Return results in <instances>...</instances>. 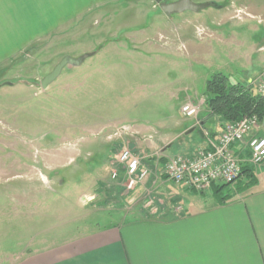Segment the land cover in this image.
I'll use <instances>...</instances> for the list:
<instances>
[{"label": "rangeland", "instance_id": "1", "mask_svg": "<svg viewBox=\"0 0 264 264\" xmlns=\"http://www.w3.org/2000/svg\"><path fill=\"white\" fill-rule=\"evenodd\" d=\"M174 1L110 2L0 67V264L135 219L146 203L111 179L115 157L162 159L172 137L159 126L195 97L201 116L215 73L263 76L264 0H193L222 8L167 16L160 3ZM66 56L86 59L43 89Z\"/></svg>", "mask_w": 264, "mask_h": 264}, {"label": "crops", "instance_id": "2", "mask_svg": "<svg viewBox=\"0 0 264 264\" xmlns=\"http://www.w3.org/2000/svg\"><path fill=\"white\" fill-rule=\"evenodd\" d=\"M113 1L0 0V67L74 19ZM260 62L264 68V57ZM193 99L197 102L191 98L181 103L180 114L187 102L200 104ZM225 125L216 116L208 117V110L197 119L173 116L162 122L161 136L172 138L161 150L162 159L144 163L151 175L135 194L147 208L141 207L135 219L49 243L19 264H264V164L255 166L258 184L246 192L231 185L233 197L225 203L219 199L224 189L218 193L212 187L202 194L162 175L169 159L192 158L209 149ZM252 136L264 137V131L259 126ZM243 153H237L242 161Z\"/></svg>", "mask_w": 264, "mask_h": 264}, {"label": "built area", "instance_id": "3", "mask_svg": "<svg viewBox=\"0 0 264 264\" xmlns=\"http://www.w3.org/2000/svg\"><path fill=\"white\" fill-rule=\"evenodd\" d=\"M249 84L256 88L259 95L264 96V74ZM181 113L187 118L197 119L199 107L190 102L181 108ZM259 124L257 116L227 123L209 149L200 151L192 158L176 156L169 159L162 175L198 193H207L216 184H235L241 178L243 162L254 167L264 164V138L252 136ZM241 149L250 154L244 158L246 153H243V161L237 155ZM109 171L111 179L121 183L128 192L136 191L151 175L150 168L142 164L139 156L126 148L115 157Z\"/></svg>", "mask_w": 264, "mask_h": 264}, {"label": "trees", "instance_id": "4", "mask_svg": "<svg viewBox=\"0 0 264 264\" xmlns=\"http://www.w3.org/2000/svg\"><path fill=\"white\" fill-rule=\"evenodd\" d=\"M214 8L221 9L222 6L214 3ZM204 96L208 117H218L223 123L240 121L245 117L257 116L259 122L264 121V96H261L251 85L234 84L229 77L223 73H215L206 83ZM246 153L244 158L249 157ZM258 184L255 177V167L248 162H243L241 167V178L234 184L240 192L251 190ZM232 184L213 185L216 192L220 193L224 188ZM233 196L221 194L219 199L225 203Z\"/></svg>", "mask_w": 264, "mask_h": 264}, {"label": "water", "instance_id": "5", "mask_svg": "<svg viewBox=\"0 0 264 264\" xmlns=\"http://www.w3.org/2000/svg\"><path fill=\"white\" fill-rule=\"evenodd\" d=\"M208 7H214L212 4H197L193 0H177L174 2H162L160 3V9L167 16H172L174 14H182L186 11H191L198 13ZM86 56L82 58H72L66 56L61 60V62L55 67L53 72L47 75L41 82L43 89H47L62 73L63 69L67 66L79 67L84 63Z\"/></svg>", "mask_w": 264, "mask_h": 264}]
</instances>
